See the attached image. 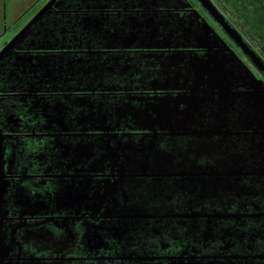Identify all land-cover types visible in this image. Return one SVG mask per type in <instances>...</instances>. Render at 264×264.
<instances>
[{
  "label": "water",
  "instance_id": "95a60500",
  "mask_svg": "<svg viewBox=\"0 0 264 264\" xmlns=\"http://www.w3.org/2000/svg\"><path fill=\"white\" fill-rule=\"evenodd\" d=\"M197 1L264 79L261 58L210 0ZM59 2L49 0L3 43L0 51V62L12 59L11 65L22 67V73L38 74L36 83L28 85V92L37 91L35 85L49 79L66 93L63 100L40 99L34 104L54 125L53 144L58 148L54 161L60 162L65 154L69 166L88 161L99 166L109 164L115 174L101 182L100 202L111 204L112 211L126 212L134 218L155 202L162 204L166 215H173L175 209H186L189 213V198L193 195L199 205L207 199L209 204L226 205L228 201L223 197L248 196L257 191L261 207L264 204V81L255 76L217 32L195 11L186 20L164 16L162 7L154 2L149 7L130 6L129 13L124 17L118 14L116 18L94 12L87 5L76 16L84 43L80 47L85 53L64 57L69 48L58 40L52 41L51 30L45 27L47 23L55 24L54 20H48L53 11L63 13L69 9V6L62 8ZM93 40L99 46H94ZM112 50H134L141 56L139 59L131 53L133 57L122 58ZM141 59L150 61L146 72L139 71ZM155 65L158 68L151 69ZM135 81L138 85H132ZM73 90L79 93L77 97L71 95ZM95 91L101 96L96 102L101 108L108 104L116 121L107 123L103 113L98 117L97 103L92 99ZM145 92L153 94L147 96ZM116 93H120L119 99L110 103V95ZM128 119L132 129L142 133L138 139L114 132L120 122ZM46 128V125L42 127ZM92 130L101 132L99 139L85 135ZM248 176L251 185L238 187ZM1 177L0 173V199ZM254 178L258 181L256 190ZM71 183V187L62 186L59 193L70 197L74 192L75 198L84 193L83 188L78 191L79 187ZM139 185L145 190L137 189ZM132 193L139 200L125 197ZM146 193L153 197L142 199ZM174 201L181 206H175ZM192 218L196 224L197 214ZM53 247L60 255L64 251L61 241H53ZM28 260L23 264H44L32 256ZM53 260L59 262L49 264H65L62 255ZM173 264L215 262H193L187 258Z\"/></svg>",
  "mask_w": 264,
  "mask_h": 264
},
{
  "label": "flooded vegetation",
  "instance_id": "af4514ba",
  "mask_svg": "<svg viewBox=\"0 0 264 264\" xmlns=\"http://www.w3.org/2000/svg\"><path fill=\"white\" fill-rule=\"evenodd\" d=\"M48 1L41 0L33 15ZM59 1L62 8L69 6V9L63 10V13L53 11L48 20H54L55 24L47 23L45 27L51 30L52 41L58 40L60 45L69 48L67 53L61 52L64 57L85 53L81 48L84 43L80 35L79 18H76L83 7L90 5L94 12L101 11L116 18L118 14L124 17L129 13L130 6L149 7L154 2L162 7L164 16H178L186 20L192 18V11H195L250 66L256 77L263 79L197 0ZM210 1L264 62V0ZM248 3L255 5L253 13L248 11ZM252 39L260 45L256 46ZM7 40L2 41L0 46ZM92 44L99 46L97 40H93ZM111 52L116 55L120 53L122 58L141 56L134 50ZM193 52L202 53L198 50ZM17 53L24 54L21 51ZM140 61L139 71H148L146 65L150 61ZM11 63L12 59L0 62L1 264L27 263L29 256L40 263L49 264L59 262L53 259L61 255L65 264H173L187 258L202 263L264 264V204H261L262 208L258 205L261 196L257 191L248 196L231 194L223 197L224 201H228L226 205L217 202L209 204V199L199 205L193 195L189 198V213L186 209H175L173 215H166L159 202L150 203L136 218L126 212L112 211L111 204L107 202L101 203V182L115 174L112 167L109 164L99 166L91 161L69 166L65 154L60 162L54 161L53 155L58 151L53 144L54 125L48 122L49 118L39 108L34 107L40 99L47 102L54 98L63 100L66 93L61 92L59 85L49 79L35 85L37 91L28 92V85L36 83L38 74L22 73V67L12 66ZM157 68L155 65L151 69ZM134 77L137 80L138 76ZM125 82L131 84L129 80ZM132 85H138L137 81ZM119 94H111L110 103H115ZM144 94L149 96L153 93ZM71 95L77 97L79 93L73 90ZM92 99L95 103L100 101L98 91L94 92ZM109 109L108 104L101 108L98 103L95 109L98 117L103 113L107 123L113 121ZM49 113L48 108L47 117ZM45 125L46 130L42 129ZM114 132L118 136L128 134L133 140L142 134L132 129L129 119L120 122ZM85 135L96 140L100 138L101 132L92 130ZM71 182L79 187L78 191H82L81 188L84 190L77 198L74 192L70 197L67 193H59L62 186L71 187ZM250 182V176L243 178L238 187L250 186ZM257 184L254 178L255 190ZM138 188L145 190L143 185ZM134 195L125 194V197L139 200V196ZM152 197L150 193L141 196L142 199ZM174 205L181 206L176 201ZM194 214H197L196 224L192 218ZM53 241L63 243L61 255L53 247Z\"/></svg>",
  "mask_w": 264,
  "mask_h": 264
},
{
  "label": "rangeland",
  "instance_id": "374dc122",
  "mask_svg": "<svg viewBox=\"0 0 264 264\" xmlns=\"http://www.w3.org/2000/svg\"><path fill=\"white\" fill-rule=\"evenodd\" d=\"M40 1L41 0H6L5 3L0 4V44L4 40L12 38L26 25L33 17V13H35L40 6ZM251 1L252 0L249 2ZM247 7L249 9L248 11L251 13H253L256 8L254 4L252 5L249 3ZM227 12L230 13L229 10ZM252 41L256 46L260 45L257 44L258 41L254 39H252Z\"/></svg>",
  "mask_w": 264,
  "mask_h": 264
},
{
  "label": "crops",
  "instance_id": "0c3cea01",
  "mask_svg": "<svg viewBox=\"0 0 264 264\" xmlns=\"http://www.w3.org/2000/svg\"><path fill=\"white\" fill-rule=\"evenodd\" d=\"M5 2H6V0H0V4H1V3H5Z\"/></svg>",
  "mask_w": 264,
  "mask_h": 264
}]
</instances>
